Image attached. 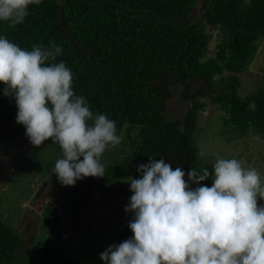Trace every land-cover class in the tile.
I'll list each match as a JSON object with an SVG mask.
<instances>
[{
  "label": "trees",
  "instance_id": "trees-1",
  "mask_svg": "<svg viewBox=\"0 0 264 264\" xmlns=\"http://www.w3.org/2000/svg\"><path fill=\"white\" fill-rule=\"evenodd\" d=\"M29 12L25 23L14 28L0 22V36L28 50L55 41L63 49L57 62L63 60L73 72L76 95L86 97L94 113L114 120L118 135L123 129L128 136L138 135L125 161L130 169L106 170L104 177L78 180L74 186L62 185L50 172L49 183L59 193L58 207L65 212L61 227L44 247H32L26 254L23 240L0 221V264H79L63 254L61 237L63 231L79 229L94 187L111 184L120 174L140 179L137 166L149 163V157L170 141L179 139L187 171L214 172L215 161L203 164L196 147L197 111L204 108L199 98L211 94L209 102L220 108V134L240 137L252 132L264 140V86L241 98L237 76L250 69L258 52L257 41L264 35V0H42L30 5ZM206 26L217 32L211 57ZM224 72L229 76L213 90V77ZM4 87L0 83V144L28 139L25 127L16 120V102L4 96ZM178 99L192 104L180 128L179 119L170 118ZM45 144L62 153L51 140ZM211 184L209 179L199 186ZM132 236L126 226L117 240Z\"/></svg>",
  "mask_w": 264,
  "mask_h": 264
},
{
  "label": "clouds",
  "instance_id": "clouds-1",
  "mask_svg": "<svg viewBox=\"0 0 264 264\" xmlns=\"http://www.w3.org/2000/svg\"><path fill=\"white\" fill-rule=\"evenodd\" d=\"M41 2L0 0V22L22 25L29 6ZM62 52L55 41L28 50L0 36V83L4 96L15 100L17 123L31 144L59 145L62 157L53 175L74 186L105 176L102 157L121 137L114 120L94 113L86 97L76 95L73 72L57 62ZM213 168L185 173L153 157L138 165L141 178H128L133 195L125 208L134 213L133 237L102 252L105 264H264V205L258 203L264 200V178L237 159L218 157ZM209 179L211 187L199 186Z\"/></svg>",
  "mask_w": 264,
  "mask_h": 264
},
{
  "label": "rangeland",
  "instance_id": "rangeland-1",
  "mask_svg": "<svg viewBox=\"0 0 264 264\" xmlns=\"http://www.w3.org/2000/svg\"><path fill=\"white\" fill-rule=\"evenodd\" d=\"M205 30L211 35L207 52V56L211 57L216 52L217 32L209 30L207 26ZM257 45L259 49L250 69L237 75L241 82L238 90L241 98L255 93L261 85L264 86V35L258 39ZM228 74L224 72L213 77V90L221 86L223 81L220 79L228 77ZM202 86V83L198 84L199 88ZM209 98L198 99L204 103V108L197 111L198 128L194 132L198 155L203 164H210L218 157H232L241 161L245 167H255L264 178V140L252 132L240 137L232 133L220 134L222 112L218 106L209 102ZM171 107H176L177 111L170 114V118H178L180 128L192 104L178 99ZM137 135L132 132L128 136L125 129L119 133L121 143L116 147L109 146L102 157L105 171L116 167L131 168L125 161L135 148ZM182 151L177 138V141H170L165 148L158 150L154 159L163 158L173 169L180 167L187 173ZM61 157L62 153L54 147L44 144L37 148L25 138L0 144V221L15 230L23 240V251L26 254L32 247H44L62 225L65 212L58 207L60 195L48 182L55 161ZM129 177L139 179L120 174L111 184L94 187L90 205L82 212L79 229L74 232L63 231V235L66 234V237H61L63 254L79 264H105L100 254L109 246L122 243L117 240V236L124 227H129V222L134 218V213L125 211L133 195L128 183ZM84 179L90 181L96 177ZM185 179L188 180L187 175ZM46 182L48 184L40 192ZM189 183L193 189L196 187L191 181Z\"/></svg>",
  "mask_w": 264,
  "mask_h": 264
},
{
  "label": "water",
  "instance_id": "water-1",
  "mask_svg": "<svg viewBox=\"0 0 264 264\" xmlns=\"http://www.w3.org/2000/svg\"><path fill=\"white\" fill-rule=\"evenodd\" d=\"M60 22H61V25H62V28H63V30H64V32H65V34H68V32H67V30H66V28L64 27V23H63V20L62 19H60ZM72 46L75 48V49H77L78 50V48L74 45V44H72ZM49 182V181H48ZM48 182H46L43 186H42V188H41V190H40V192L41 191H43L44 189H45V187H46V185L48 184ZM40 195V194H39ZM38 195V196H39ZM258 203L259 204H261V205H264V200H259L258 201Z\"/></svg>",
  "mask_w": 264,
  "mask_h": 264
}]
</instances>
